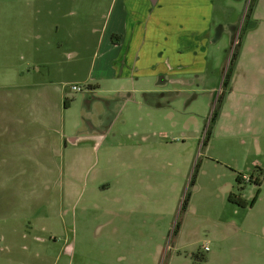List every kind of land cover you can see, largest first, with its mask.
I'll use <instances>...</instances> for the list:
<instances>
[{
    "label": "rangeland",
    "instance_id": "1",
    "mask_svg": "<svg viewBox=\"0 0 264 264\" xmlns=\"http://www.w3.org/2000/svg\"><path fill=\"white\" fill-rule=\"evenodd\" d=\"M111 1L0 0V108L21 72L64 86L47 119L88 150L64 158L40 216L33 179L0 190V264H264V0H214L204 71L120 90L99 64ZM125 155L142 159L116 184ZM124 185L141 188L135 204Z\"/></svg>",
    "mask_w": 264,
    "mask_h": 264
},
{
    "label": "crops",
    "instance_id": "2",
    "mask_svg": "<svg viewBox=\"0 0 264 264\" xmlns=\"http://www.w3.org/2000/svg\"><path fill=\"white\" fill-rule=\"evenodd\" d=\"M111 2L109 36L105 41L108 48L100 57L99 64L102 74L114 79L115 90L124 87L122 84L118 88L124 80L158 76L164 81L168 74L205 70L214 0ZM11 76L15 79L12 73ZM17 77L24 83L12 86L9 96H6L10 106L6 105V110L0 108V181L2 177H11L5 185H0V190L6 192L9 186L18 185L17 177L22 183L26 178L33 179L27 182L30 198L26 207L33 210L30 216L37 217L42 209L48 207L49 179L51 183L54 177L61 175L64 158L72 155L73 159H77L80 154H87L88 150L79 146L76 137H70L67 142L63 125H54L47 119V107L62 100L64 86L59 87L56 83L55 89H49L48 82L32 86L30 81L25 82L27 75L23 72ZM137 158L142 159L130 155L121 158L124 166L115 176L116 184L129 182V173L137 172ZM151 159L154 160V157ZM182 159L177 156L164 158L171 165L180 163V160L182 162ZM159 165L157 161L153 164L148 162L147 167L153 170ZM178 171L180 174V169ZM127 186L124 185L121 190L128 191L135 204L141 188L135 185L128 189ZM58 193L59 201L63 200V189L59 188ZM10 205L12 203L6 200L0 202V208ZM13 263L10 258L8 264Z\"/></svg>",
    "mask_w": 264,
    "mask_h": 264
},
{
    "label": "trees",
    "instance_id": "3",
    "mask_svg": "<svg viewBox=\"0 0 264 264\" xmlns=\"http://www.w3.org/2000/svg\"><path fill=\"white\" fill-rule=\"evenodd\" d=\"M90 86H91V85H89V87H90ZM64 105H67L66 100L64 101ZM236 178H237V180H240L242 177L238 175ZM256 182H257V184H259V181H258V180H256ZM256 197H257V195L254 196V197L252 198V201H251L250 205H252V204L255 202ZM228 199H229L231 202H233L234 204H237V205H239V206H244V205H245V201H244L239 195H237V194H236L235 192H233V191H230V192H229V194H228Z\"/></svg>",
    "mask_w": 264,
    "mask_h": 264
},
{
    "label": "built area",
    "instance_id": "4",
    "mask_svg": "<svg viewBox=\"0 0 264 264\" xmlns=\"http://www.w3.org/2000/svg\"><path fill=\"white\" fill-rule=\"evenodd\" d=\"M71 89L75 90V91H81L82 88L80 86L77 85H72ZM243 179H245V176H242ZM205 249H207V247H205Z\"/></svg>",
    "mask_w": 264,
    "mask_h": 264
},
{
    "label": "flooded vegetation",
    "instance_id": "5",
    "mask_svg": "<svg viewBox=\"0 0 264 264\" xmlns=\"http://www.w3.org/2000/svg\"><path fill=\"white\" fill-rule=\"evenodd\" d=\"M213 27V26H212ZM219 29L221 30V31H223V29H222V26L220 25L219 26ZM212 30V29H211ZM211 32V31H210ZM210 40H211V37H210ZM232 191V190H231Z\"/></svg>",
    "mask_w": 264,
    "mask_h": 264
}]
</instances>
